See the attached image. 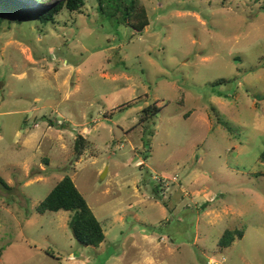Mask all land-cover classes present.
<instances>
[{
  "label": "rangeland",
  "instance_id": "obj_1",
  "mask_svg": "<svg viewBox=\"0 0 264 264\" xmlns=\"http://www.w3.org/2000/svg\"><path fill=\"white\" fill-rule=\"evenodd\" d=\"M140 2L141 32L96 0L0 22L1 264H264V12ZM65 174L102 223L99 246L77 241L71 212L36 210Z\"/></svg>",
  "mask_w": 264,
  "mask_h": 264
},
{
  "label": "trees",
  "instance_id": "obj_2",
  "mask_svg": "<svg viewBox=\"0 0 264 264\" xmlns=\"http://www.w3.org/2000/svg\"><path fill=\"white\" fill-rule=\"evenodd\" d=\"M34 3L45 0H29ZM259 2L264 12V0ZM97 11L118 24L127 26L134 32H141L148 24L149 18L145 6L140 0H96ZM85 5V0H59L52 5L33 7L25 0H0V22L11 19L20 23L35 14L42 22L53 21L61 11L79 12ZM224 80H220L222 82ZM131 105V102L121 104L117 110L123 111ZM160 107L155 104L144 107L141 111L140 122L152 118ZM85 147V138L77 135L74 140L75 159H79ZM260 158L264 159V150ZM3 184V180L0 178ZM37 212H57L60 210L71 212L68 225L78 242L86 246H99L105 239L102 223L96 218L85 198L80 193L72 178L65 174L58 180L47 195L36 207ZM243 232L238 229L226 230L220 236L219 247L229 246L236 238H241ZM1 256V251H0ZM1 264V263H0Z\"/></svg>",
  "mask_w": 264,
  "mask_h": 264
}]
</instances>
